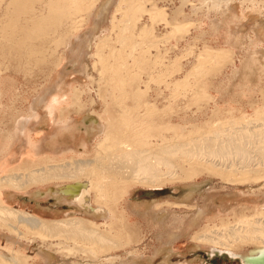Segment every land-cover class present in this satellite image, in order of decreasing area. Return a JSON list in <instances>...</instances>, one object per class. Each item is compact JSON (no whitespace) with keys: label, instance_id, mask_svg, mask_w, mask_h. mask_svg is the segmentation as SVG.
<instances>
[{"label":"bare ground","instance_id":"6f19581e","mask_svg":"<svg viewBox=\"0 0 264 264\" xmlns=\"http://www.w3.org/2000/svg\"><path fill=\"white\" fill-rule=\"evenodd\" d=\"M7 1L0 0V11L2 10L0 36H6L5 39L12 42L11 47L28 50L34 55L49 50L47 52L50 54L49 59L52 58V54H59L54 59L57 69L50 74L41 93L33 99L26 112L11 113L9 124L4 131L5 139L11 142L18 141L24 134L28 135L29 130L37 125L45 126L47 134L36 143L35 154L33 153L35 159H31V166L25 169L27 170L25 173L22 175L10 173L0 177V201L3 202L0 203V237H3L7 243H16V238L23 236L18 231L20 230L17 229L18 227L21 229L24 227V230L28 229L39 235L38 238L42 243L34 248L36 264H51L56 257L53 246H61L63 251L65 250L66 257L71 260L74 259L73 256L79 257L83 264L96 262L115 264L116 261V264L118 262L148 264V258H142L130 249L134 238V224L137 218H141L155 229L156 240L165 248H169L179 238L185 237L187 241L191 240L197 246L203 243L220 246L230 255L239 256L242 264H264V192L262 190L264 184L257 188V185L264 181V148L260 149L259 144L260 136L264 135V123L261 124L263 118L260 117L258 120V116L235 117L234 115L226 119H222V116L218 117L224 112L223 110H227L229 114L232 112L218 104L219 99H222L220 92L223 86L218 82L217 86H213L214 88H211L209 83L197 84L196 89H198L195 93L206 97V102L214 103L209 124L218 138L213 139L214 135H212L211 139L203 136L204 139L201 136L202 141L200 137H195L191 141L187 139L182 143L181 140L153 143L151 138L160 131L157 127L153 128L155 131L150 128L152 133L147 131L143 144H147L149 148L144 147L142 141L133 140L127 135L131 120L128 121V117L122 114L114 116L108 109L111 105L104 100V97L106 99L104 95L109 93L104 92L101 95L105 106L102 108V113H99L98 107L95 109L99 112L88 108L85 102L81 103L83 101L79 97L81 93L78 90L79 86L73 88L70 100H65L69 94L70 84L74 80L80 82L89 74L90 50L95 46L98 55L100 45L97 43L102 42L97 40H101L100 33L105 30L102 29V24L107 20L111 7L117 0ZM128 1L132 0H120L117 11L124 2L129 6ZM133 1L127 8L136 6ZM138 1L140 3V0ZM200 1L209 7L205 1ZM208 1L212 3L210 7L212 10L224 12L229 11L228 7L230 8L232 3L248 0ZM257 1L248 2L254 4ZM260 1L264 3V0ZM140 6L142 7V4ZM220 24L218 22V26ZM255 38L257 41L254 42H264V33H257ZM256 48L258 51L251 52L253 54L245 58L240 68L233 70L232 75L229 76L231 78H227V81L234 82L235 79H239L244 84H255L259 74L264 71V47L258 45ZM223 52L228 54V50L224 49L216 53L215 58L224 57ZM68 63L72 64L71 71L65 68V64ZM230 87L225 91L229 92ZM100 90L102 91V88ZM213 91H216L220 97L213 95ZM62 102H67L68 105L65 103L66 107H59ZM111 104L113 106V103ZM116 107L119 106L114 104L113 109H117ZM69 111L81 115L72 119L68 117ZM192 120L194 121L195 118L183 119L180 126L175 124L169 128H173L172 130L178 133L180 128L177 127L182 129L187 126L185 123H189L190 127H196L195 133H201L202 129L199 125L190 123ZM240 123L245 125L241 126ZM251 123L252 128L249 127L247 130ZM28 126L30 128L26 131ZM237 126L242 130L234 128ZM233 128L238 130H234L235 135L232 132ZM90 145L94 150L93 157L81 159L80 157L88 156ZM68 153L72 155L69 159H67ZM33 165L40 167L32 168ZM196 176L205 179L197 182L194 179ZM253 177L257 178L251 179ZM214 178L220 179L219 188L212 187L203 191V188L207 187L209 181ZM166 183L184 186L186 194L179 201L161 203L136 202L131 199L136 186L158 188ZM225 183L231 184L230 188L232 186L238 188L234 186L235 184H244L246 189H236L232 194H227ZM29 184L44 186V190L40 188L35 193L37 196L44 194L55 198L58 202L74 205L83 214L69 213L68 215L72 216L66 214L67 216L63 218L45 219L12 208L9 203L12 200L10 197L15 196L13 191L21 187L25 189L24 186ZM201 191L203 192L201 199L196 198ZM259 200L262 205L253 215L236 216L238 213L235 214L233 208L235 204L240 201L259 202ZM182 206L189 208L190 212L173 214V207ZM230 213L235 214L232 221L227 218ZM132 215L136 218L133 219ZM210 223L212 225H209ZM3 227L8 230L7 233L5 229L1 231ZM33 235L30 236L31 239ZM25 236L29 235H24V238ZM222 239L225 241L221 242ZM237 242L251 243V249L243 251L242 254L235 253ZM17 243L20 245V242ZM126 246L130 248L126 250ZM118 250L126 251V256H116L115 252ZM0 253V264H3V258L6 256L2 255L4 252ZM11 253H8L10 259L17 257ZM30 258H32L30 255H25L23 262L29 264ZM146 259L147 262H144Z\"/></svg>","mask_w":264,"mask_h":264},{"label":"rangeland","instance_id":"374dc122","mask_svg":"<svg viewBox=\"0 0 264 264\" xmlns=\"http://www.w3.org/2000/svg\"><path fill=\"white\" fill-rule=\"evenodd\" d=\"M132 1H128V3L130 2L129 6L132 5ZM203 1L209 7H206L200 0H140L141 7L139 1L134 0L133 4H136V6L133 5L129 9L126 1L120 5L118 11L116 8L120 0L115 1L107 16V22L105 21L106 23L102 24V29L105 30L100 33L101 40H97V42H102L97 43L100 45V54L97 55L95 46L90 50L91 58L88 67L90 75L87 74L80 82L74 80L70 84L69 94L65 100H70L73 88H78V86V90L81 92L79 97L83 101L81 103L85 102L84 104L88 108L95 109L98 107L100 112L98 109L95 110L102 113V108L105 107L103 101L106 100L111 105L108 106L110 107L108 109L112 115L121 116L122 114L124 117H128V121L131 120L127 135L133 140L142 141L144 147H147V144H143L147 131L152 133V129L157 127L160 131L156 133L155 137L151 138L153 143H159L163 140H165L164 142L172 140L180 142L181 140L182 143L187 139V141H191L195 137H200L202 141L204 137L206 139L210 137L211 139L212 135H214L213 139H216L217 136L212 132L209 124V117L214 103L211 101L206 102V97L195 93V90L198 89H196V86L199 84L207 85L209 83L212 86L211 88H214L215 85H218V82L223 86L222 92H220L222 99H219L218 104L222 105L223 108L226 107L225 109H230L232 114H229L227 110H223L224 112L219 114L218 117L222 116V119H226L230 115L235 117L258 116V120L260 117L263 118L261 124L264 123V71L259 74L257 81L252 85L244 84L239 79H235L234 82L227 81L231 78L229 76L232 75L233 70L240 68L245 58L253 54L251 52L258 51L256 46L262 45L264 47V42H254L257 41L255 38L257 33H264V3L260 0L254 4L248 2L249 0L239 1L237 4L232 3V6L228 7L229 11L218 12L210 8L212 4L210 1ZM159 11L160 14H158ZM0 13H2V10ZM218 22L221 23L220 27ZM121 29L125 31L122 30L121 32ZM5 38L6 36H0V66L2 68V77L0 78V177L10 173L14 175L25 173L27 171L25 169L31 166V159H35L33 153L37 146L36 143L41 141L42 137L47 134L45 126L37 125V127L30 130L28 126L26 129V131L29 130L28 135L24 134L18 141L11 142L4 137V131L7 128L6 125L9 124L11 113L15 111L24 113L27 111L33 99L41 93L42 87L47 83L50 74L57 69L55 67L56 60L54 59L59 54H52V58L49 59L48 55L50 56V54L47 53L49 50L46 53H35L34 55L28 50L11 47L12 42ZM224 49L228 50V54L223 52L225 56L216 59L217 55L215 54ZM36 59H39V61H36ZM65 68L71 71L73 67L71 63H68L65 64ZM227 87L231 88L229 92L225 91V89H228ZM104 92L109 93V95L105 93L106 99L104 97L103 100L101 95ZM213 92V95L220 97L216 91ZM65 103L67 104V102L60 103L59 107H66L68 104ZM97 103H100V105ZM111 103H113V106L117 104L120 108L113 109ZM137 104H140V107ZM147 104L148 107H146ZM197 104L199 105L197 106ZM74 111H69L67 113L68 117L76 119L81 115V113L78 114ZM190 118H195L190 123L199 125L202 129L201 133L204 130L203 135L200 132L195 133L196 127H190L189 123H185L187 126L182 127V129L177 127L180 128L178 133H175L172 130L173 128H169L175 124L180 126L183 119L189 120ZM240 124L241 126L245 125ZM249 127L252 128V123L251 126L247 127V130ZM234 128L241 129L239 126ZM234 128L232 132L235 135L234 132L238 130ZM153 130L155 131V129ZM241 130L240 132H242ZM227 131L229 133L230 128ZM207 135L209 136L206 137ZM260 139V149H263L264 135L260 136ZM135 147L140 148L139 146ZM87 153L88 156L80 158L91 159L93 157L94 150L91 149V145ZM251 154H254V152H251ZM67 155V159L72 157L70 153ZM36 167L40 166L33 165L32 168ZM194 179L197 182H202L205 178L196 176ZM263 184L264 181L257 185V188L262 187ZM220 185V179L214 178L209 181L207 187L203 188V191L212 187L218 189ZM230 186L231 184L225 186L227 194H232L236 189H246L244 184H235L234 186L238 188L233 186L230 188ZM24 187L26 188L13 189L15 196L10 197L12 200L9 203L12 208L45 219L63 218L69 213L83 214L74 205L58 202L55 198L44 194V196H37L35 193L40 188L44 190L42 184H29ZM185 190L186 188L180 184L169 183L158 188L136 186L131 194V199L136 202L155 201V203L179 201L186 194ZM262 190L264 192V187H262ZM202 195L203 192L201 191L196 195V198L201 199ZM0 203L3 204L2 201ZM261 205L260 200L259 202L240 201L233 208L235 214L238 213L236 216L246 215L250 217L260 209ZM172 212L175 215H181L190 211L189 208L182 206L173 207ZM234 215L230 213L227 218L232 221ZM133 217L135 216L132 215ZM136 220L132 246L130 245L131 248L126 246V250L130 248L138 256L148 258V264H242L239 256L230 255L226 249L220 246L204 243L197 246L191 240L187 241L185 237L179 238L169 248H165L163 244H159L156 240V231L149 223L141 218ZM23 228H17L20 229L18 231L23 236H18L20 240L16 238L14 244L7 243L3 237H0V252H4L2 255L6 256L3 258V264H25L23 262L25 255L32 257L29 259V264L31 262L36 264L34 248L41 245V239L38 238L39 235H35L31 230H24L25 228ZM3 229L7 233L8 230L3 227L1 231ZM24 235H29L28 237L33 235L34 239L27 236H25V239ZM224 241L222 239L221 242ZM17 242H20V245ZM240 243L237 242V245L233 243L237 246V249L234 250L235 253L242 254L243 251L251 249V243H244L245 245L241 243L239 245ZM52 249H55L58 253L55 252L56 257L51 264H83L82 259L79 257L73 256V260L66 257L64 255L65 250L63 251L61 246H53ZM11 250L14 252L11 253ZM214 251H217L218 254L220 252L225 253L227 260L207 261L212 258ZM125 252L123 250L119 252L118 250L115 253L116 256L121 255L123 257L126 256ZM8 253L15 254L17 257L10 259ZM144 262H147V259ZM95 264L99 263L96 262ZM117 264L121 263L118 262Z\"/></svg>","mask_w":264,"mask_h":264},{"label":"water","instance_id":"95a60500","mask_svg":"<svg viewBox=\"0 0 264 264\" xmlns=\"http://www.w3.org/2000/svg\"><path fill=\"white\" fill-rule=\"evenodd\" d=\"M220 259H222V260H227V259H226V255H225V253L220 252V253L218 254L217 251H214V252L212 253V258H211V259H208L207 261H209V262H213V261H215V260L220 261Z\"/></svg>","mask_w":264,"mask_h":264}]
</instances>
